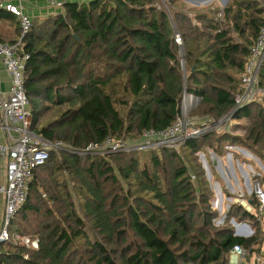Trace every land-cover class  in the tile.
Wrapping results in <instances>:
<instances>
[{
    "label": "trees",
    "instance_id": "1",
    "mask_svg": "<svg viewBox=\"0 0 264 264\" xmlns=\"http://www.w3.org/2000/svg\"><path fill=\"white\" fill-rule=\"evenodd\" d=\"M162 1L69 0L60 12L32 18L23 38L24 91L37 134L80 151L108 136L138 139L149 128H167L184 93L199 97L190 112L198 119L218 120L233 109L264 0H228L221 22L212 4L190 9V17L183 3L170 0L167 11ZM236 115L251 122L243 139L212 131L184 142L196 182L174 150L161 149L164 161L148 150L142 165L143 152L51 153L33 169L9 226L37 235L38 247L4 243L0 264H228L233 245L258 251V199L247 198L253 212L237 203L227 212L256 227L253 235L212 226V192L193 157L206 145L241 143L264 160V104L251 102Z\"/></svg>",
    "mask_w": 264,
    "mask_h": 264
},
{
    "label": "built area",
    "instance_id": "2",
    "mask_svg": "<svg viewBox=\"0 0 264 264\" xmlns=\"http://www.w3.org/2000/svg\"><path fill=\"white\" fill-rule=\"evenodd\" d=\"M24 0H0V9L14 15L19 22L20 32L12 43L0 41V61L10 76L11 83L6 92L0 90V128L5 134V141H0V162L4 166V182L0 184V194L4 198V213L0 223V245L12 243L36 249L38 240L9 229L16 211L23 205L27 197L28 183L32 171L44 164L51 153L59 156V151L79 153L80 155H101L107 157L119 152L132 150H154L176 148L186 140L199 137L216 124L206 118L203 122H195L189 117L190 110L196 105L199 97L184 93L180 101L179 114L167 128L155 130L149 128L142 132L134 142L123 138L106 137L101 142H90L77 151L60 141H49L31 128V115L28 99L24 91L25 63L29 53L23 48V38L31 26V18L23 11ZM69 0H46L50 8L62 10ZM264 9V4H262ZM192 16L191 11H187ZM216 18L223 21V6L219 8ZM174 41L181 49L180 34L174 32ZM264 61V22L259 28L257 37L249 47V54L244 63L240 80V91L235 95V104L228 115L251 102L264 100V85L259 83V71ZM181 64L183 65L182 61ZM211 122V124H210ZM259 207L256 212L258 221L264 211V191L256 184ZM45 195L43 194V197ZM240 197L244 198L243 193ZM244 207V206H243ZM250 212V209L244 207ZM246 224L234 221V235L246 237ZM253 232V231H252ZM2 251L0 249V257ZM253 257L254 264H264V248L250 253L241 245H233L227 255L228 264H249L247 258Z\"/></svg>",
    "mask_w": 264,
    "mask_h": 264
},
{
    "label": "rangeland",
    "instance_id": "3",
    "mask_svg": "<svg viewBox=\"0 0 264 264\" xmlns=\"http://www.w3.org/2000/svg\"><path fill=\"white\" fill-rule=\"evenodd\" d=\"M228 1V0H226ZM225 0H177L176 3H183L187 10L192 9V7H202L210 2L213 3L216 7L224 5ZM170 0H163L162 5L164 9H168V4ZM195 2V3H194ZM160 5L158 7H161ZM168 11V10H167ZM191 11V10H190ZM192 16H194L193 10L191 11ZM191 16V17H192ZM183 46L180 49V56L183 57ZM199 101V100H198ZM197 101V102H198ZM257 103L264 104V100H258ZM195 107V106H194ZM192 110V109H191ZM190 110V112H191ZM189 112V117L192 116ZM236 112L227 113L223 115L220 119L215 120L212 117L208 116L205 118L198 119L195 117V122H203L206 118L212 119L216 124L210 126L206 133L215 131L217 135H229L233 137H238L243 139L246 135V132L250 126V119L243 115H236ZM211 124V122H210ZM125 141L134 142L136 138L131 139L130 137L125 138ZM183 144L177 145L176 148H164L168 150H174L179 157L184 161V163L190 167V163L187 161L188 151L183 149ZM216 151L213 147L209 145L201 147L195 153L193 157H196L195 164L199 165V168L203 172L205 182L207 183L209 190H211L212 195L208 199L210 208L215 210L217 215L212 218V226L219 227L229 224L233 227V217L227 218V212L230 209L231 204L237 203L242 207L250 209V212L254 211V208L250 205L247 200L248 197L252 196L254 199H258L256 184L264 191V160H262L257 154L252 152L244 144L241 143H225ZM133 152L140 153L139 160L140 165L144 162L149 164V158L146 151L148 150H132ZM131 151V152H132ZM158 158L164 161L163 154L161 149H154ZM60 157V154L58 158ZM168 166V165H167ZM191 179L193 182H196V176L191 170ZM124 189L126 185L124 184ZM71 187V186H70ZM243 193L244 198L240 197ZM75 201L76 210L79 212L78 208V199L76 196L73 197ZM234 221H236L234 219ZM247 226L244 230L246 234L253 235L254 230L247 221L243 220ZM259 227L262 229L263 241L260 246L263 245L264 248V211L261 215V221H259ZM253 231V232H252ZM246 236V237H249ZM30 237V236H28ZM32 239H39L37 235L30 237ZM39 243V241H38ZM33 249V248H31ZM28 255L25 257L27 259Z\"/></svg>",
    "mask_w": 264,
    "mask_h": 264
},
{
    "label": "crops",
    "instance_id": "4",
    "mask_svg": "<svg viewBox=\"0 0 264 264\" xmlns=\"http://www.w3.org/2000/svg\"><path fill=\"white\" fill-rule=\"evenodd\" d=\"M75 1L82 2L85 0H75ZM227 2L228 1L224 2L223 7L225 6ZM209 4L214 5V2L213 3L210 2ZM220 7H222V5ZM23 11L26 14H28L31 19L32 18L41 19L51 13L60 12L57 9L50 8L47 5L46 0H24L23 1ZM18 27H19L18 19L16 17H13L12 14L4 13L0 17V40L4 42L15 41L18 35V30H19ZM10 83H11L10 76L0 61V90L2 92H6ZM0 141H5V134H4L3 129L1 128H0ZM3 182H4V166L0 162V184H2ZM3 213H4V198H3V195L0 194V223L2 221ZM260 249H263V245L260 246ZM255 252L257 251L252 252V254H254ZM247 261H249V264H254V260L251 255L249 256V258H247Z\"/></svg>",
    "mask_w": 264,
    "mask_h": 264
},
{
    "label": "water",
    "instance_id": "5",
    "mask_svg": "<svg viewBox=\"0 0 264 264\" xmlns=\"http://www.w3.org/2000/svg\"><path fill=\"white\" fill-rule=\"evenodd\" d=\"M181 61H182V63H183V57L181 58Z\"/></svg>",
    "mask_w": 264,
    "mask_h": 264
}]
</instances>
